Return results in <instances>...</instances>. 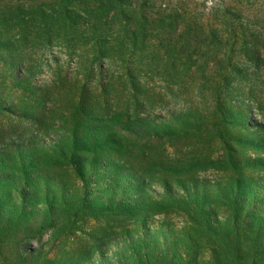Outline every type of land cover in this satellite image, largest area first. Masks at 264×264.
<instances>
[{"label":"rangeland","instance_id":"rangeland-1","mask_svg":"<svg viewBox=\"0 0 264 264\" xmlns=\"http://www.w3.org/2000/svg\"><path fill=\"white\" fill-rule=\"evenodd\" d=\"M142 254L264 264V0H0V264Z\"/></svg>","mask_w":264,"mask_h":264},{"label":"trees","instance_id":"trees-1","mask_svg":"<svg viewBox=\"0 0 264 264\" xmlns=\"http://www.w3.org/2000/svg\"><path fill=\"white\" fill-rule=\"evenodd\" d=\"M120 1H122V0H120ZM137 258H138L137 264H156V263L167 264V262H165V261L163 262V260H160V259H162V256H160V255H158L157 258H155V259L152 257H149V255L147 257V255H145V254H142V255H140V257H137ZM179 260L186 262V264H190L187 262L188 259H186V260L179 259ZM168 264H172V263L169 262ZM215 264H218L217 261ZM222 264H226V263L222 261Z\"/></svg>","mask_w":264,"mask_h":264}]
</instances>
